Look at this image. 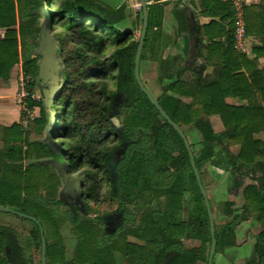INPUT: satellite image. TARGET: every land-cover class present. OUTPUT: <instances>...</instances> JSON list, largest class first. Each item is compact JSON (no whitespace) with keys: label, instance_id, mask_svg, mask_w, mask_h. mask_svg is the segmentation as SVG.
Wrapping results in <instances>:
<instances>
[{"label":"trees","instance_id":"16d2710c","mask_svg":"<svg viewBox=\"0 0 264 264\" xmlns=\"http://www.w3.org/2000/svg\"><path fill=\"white\" fill-rule=\"evenodd\" d=\"M146 1L150 3L149 18L141 63L159 61V41L162 39L164 23L162 0ZM50 2L0 0V29L4 30L3 39H0L1 81L10 80L13 69L20 65L25 76H38L39 60L33 57L32 50L35 49L40 32L37 26L40 17L34 12ZM201 2V14L211 19L202 26L201 36L211 41L201 47V56L208 65L217 69V77H194L191 82L183 81L178 78L177 70L171 71L174 68V59L171 58L164 62L165 77L169 83L163 87L162 93H171L177 99L169 98L165 103L157 101L188 139L187 128L198 130L200 140L190 142V145L204 187L202 168L208 162L216 167L225 165L239 174V177L232 174L237 179L236 188L243 184L239 182L240 178L250 179L252 183L245 186L242 192L244 206L256 216V222L264 226V141L256 139L257 135L264 133V67L258 69L257 59L251 60L245 53L234 49V12L231 4L218 0ZM62 5L63 8L57 10L48 7L46 20L48 29L57 41L64 43L60 33L55 30L56 25L64 28L72 42L79 45L71 52L69 61L80 63L82 68L88 66L89 53L83 46L89 38L92 47L89 52L95 50L94 32L101 34L102 30L111 31L117 36V45L121 47L115 50L111 59V70L117 71V88L99 104L101 118L108 121L116 102L130 104V108L124 119L126 127L122 132L115 130V141L118 143L104 152L101 160L112 186L118 189L119 194L123 192L129 200L137 199L140 206L160 199L163 211L142 212L136 227L123 228V233L115 237L108 236L96 223L74 221L71 218L75 225L73 233L77 237V244L71 259H67L65 248L55 243L48 244L50 239L60 238V223L48 207V201L55 196L59 180L58 175L50 172L46 160L51 158L72 172L81 167V158H76L75 152L65 149H61L58 155L43 142H26L19 123L4 128L5 146L0 149V207L33 216L40 222L46 241L47 264H116V252L125 258V264H207L211 234L204 199L182 139L136 82L134 61L139 40L124 44L127 39L121 38L124 34L117 26L124 19L121 8H103L101 3H94V0H65ZM175 9L174 17L180 24V32L186 33L188 22L185 11L177 5ZM244 17L247 35L261 37V46L253 48L257 58H260L264 56V5L245 7ZM93 21L95 25H92ZM79 76V69L67 73L66 85L73 86L75 78ZM179 98H189L190 102ZM62 99L60 93L54 104ZM32 105L40 108V117L34 120V126L42 133L50 122L47 111L40 101H34ZM210 116L220 118L224 127L222 132L213 130L205 119ZM137 129L146 131V137L151 142L150 152L135 150L129 154V148L132 147L130 132ZM52 130L55 139L69 134L68 129L62 131L54 127ZM196 144L200 147L198 152ZM56 145L60 146V143L56 142ZM234 146H239L237 155L228 150V147ZM176 148L179 154L174 156L172 151ZM122 149L123 157L119 158ZM116 155L118 161L114 163ZM25 160L35 162L24 166ZM92 160L98 162L95 156ZM89 174L87 171L86 175ZM42 192L46 193L47 198L40 197ZM187 193L191 194L192 204L187 220L180 222L172 219L181 212ZM112 194L115 195V192ZM32 196L36 200L38 196V202L30 201ZM231 205V202L225 203V213L232 215L234 221L238 216L229 209ZM31 223L35 228L32 235L41 248L40 229L36 223ZM226 237L235 243L233 226L219 227L215 224V256ZM107 238L111 240L105 241ZM184 240L195 241L197 245L186 246ZM252 249L255 258L247 264H264V228L256 234ZM0 264H30L16 230L3 225H0Z\"/></svg>","mask_w":264,"mask_h":264},{"label":"rangeland","instance_id":"374dc122","mask_svg":"<svg viewBox=\"0 0 264 264\" xmlns=\"http://www.w3.org/2000/svg\"><path fill=\"white\" fill-rule=\"evenodd\" d=\"M64 2L65 0H51L50 4L43 6V11H39L40 8L37 10V15L40 17L37 19V26L40 32L35 49L32 50L33 57H37L40 63L43 57L36 53V51L40 47L41 33L46 28L57 45L55 55L60 60L59 77L64 81L63 86L60 88V93L64 99L54 104L57 96L50 109H48L44 104L43 91L49 89L51 82L49 81L45 85H41V80L38 76H21L20 66L18 68L15 67L13 73H17L18 75L16 98L21 110V121L23 120L22 122L24 123L23 131L26 142H43L49 145L50 149L52 148V151L56 153H59L61 149H65L75 152L76 158H81V167L78 170L70 172V177H66V173L60 172L55 161L51 158L46 160L50 172L58 175L59 180L54 198L51 201H47L49 202L48 207L50 212L60 223V238L50 239L48 244L55 243L60 248H65L66 258L71 259L73 249L77 244V237L73 233L75 225L71 218L74 221L96 223L108 236L115 237L123 233V228L136 227L143 213L148 214L151 211L161 213L163 208L161 207L160 199H153L149 203H143L140 206L137 199H127L123 192L119 194L118 189L111 184L108 171L103 167L101 157L104 152L111 150L118 143L115 141V130L122 132L126 127L124 119L130 108V104L122 105L121 101L116 102L115 109L109 115L108 121L101 118L99 104H101V101L108 94L114 92L117 88V71L111 70V59L115 50L121 47V45H117V36L114 32H103V30L101 34L94 32L92 37L95 38L93 40L96 44L95 50L89 52L92 49L89 38H87L86 44L83 46L89 53L88 66L82 68L80 67V63L75 64L76 62L69 61L71 52L78 48L79 45L72 42L69 37L70 34L64 28H58L56 25L55 30L57 33H60V36L64 39V43L61 44L57 41L48 29L46 20V9L48 7L51 10L61 9ZM94 3H101L103 8H121L124 19L117 26L121 33L124 34L121 38L127 39V42L124 44H127L131 40L140 39L142 11L139 0H94ZM177 6L185 11L183 7ZM175 8L176 3L172 5V8L167 10L166 16H164L162 39L159 41V61H144L141 63V78L144 84L152 95L163 103L169 98H172V100L177 99L171 93H162L163 87L169 83L165 77V61L171 58L174 59L172 60L174 68L171 71L176 70L183 62V66L181 67H184L182 68L184 70L177 69L175 72L178 74V78L184 81L190 80L193 72H199L202 68L203 70L205 69L204 63L203 66L196 64V67L198 66L196 71L192 69L193 64L191 61L193 55L188 45L189 38L187 34L184 33L183 35L180 32V24L174 17ZM195 9L198 11L199 8L195 7ZM92 23V25H95L94 21ZM1 35L2 31H0ZM74 64L76 68L73 67ZM76 69L80 70V76L77 79L75 78L73 86L66 85L67 73L73 72ZM74 84L76 85L74 86ZM34 101L43 103L47 111L48 120L53 123L52 129L57 127V129L62 131L63 129L69 130V134L66 137L55 139L53 130L48 131L50 122L42 133H39L35 129L34 120L40 117V108L38 106L33 107ZM187 101L190 102V100H184V102ZM216 123L218 122L212 123L214 130L216 132L223 130L222 125H216ZM146 134V131L139 129L130 132L132 147L129 148V154L135 150L141 153L150 152L151 142L146 137ZM187 135L192 143L197 142L201 138L198 130L193 127L187 128ZM257 137L256 139L264 141V134ZM56 142L60 143V146H57ZM4 146V132L0 128V148ZM195 149L197 152L200 150L198 144L195 145ZM237 151V148H232L230 153L236 155ZM172 154L177 156L179 150L176 148L172 151ZM94 156L98 159L96 163L92 160ZM33 162L35 161L25 160L23 165L27 166ZM207 165L203 166L202 172L215 224L219 227L232 225L236 236L235 243L227 237L223 239L213 264H247L253 257L255 258L252 249L255 243V236L264 226L256 222V216L250 212L248 207L245 208V203L240 194L241 189H235L236 187H234L237 179L232 174L237 177L240 175L227 169L225 165H221L220 167L224 171L222 170L219 174L215 172L213 174L212 172L209 176L206 172L207 169L209 170ZM87 171L91 174L86 175ZM243 181H247L246 183L248 184L252 183L247 178L242 177L239 179V182ZM112 192H115V195ZM34 196L30 198V201L38 202V196H36L37 200ZM45 196V192L40 194V197L47 198ZM226 202L232 203L229 209L234 210L235 215L238 216L234 221H232V215L225 213L227 210L225 206ZM79 203L84 204L83 208ZM191 207V194L187 193L183 200L181 212L178 215H174L172 219L180 222L186 221ZM86 212L88 213L86 214ZM0 225L12 227L16 230L21 247L24 250V255L30 264H41V248L32 235L35 228L31 222L23 218H17L11 214L0 213ZM110 240V238L105 239L108 242ZM184 244L186 246H195L197 242L184 240ZM114 261L116 264H125V258L117 252L114 253ZM198 264L204 263L200 262Z\"/></svg>","mask_w":264,"mask_h":264},{"label":"water","instance_id":"95a60500","mask_svg":"<svg viewBox=\"0 0 264 264\" xmlns=\"http://www.w3.org/2000/svg\"><path fill=\"white\" fill-rule=\"evenodd\" d=\"M141 8H142V29H141V35L139 39V44L137 47V52L135 56V61H134V75L136 82L140 88V90L147 96L149 101L152 103V105L159 111L163 119L169 123L173 129L178 133L180 138L182 139L185 149L189 155L191 167L193 169L197 184L199 186V189L201 191V194L204 199V203L206 206L207 214L209 217V224H210V234H211V247H210V252H209V257H208V262L207 264H213V260L215 257L216 253V247H217V242L215 238V219L211 207V203L207 194V191L202 183L201 175L196 167L195 164V158L191 149L190 142L188 138L186 137L184 131L180 128L178 124H176L170 116L167 114V112L161 107L157 99L152 95V93L149 91V89L146 87L144 82L142 81L141 75H140V63H141V56L143 52V47L146 39V34H147V29H148V18H149V13H148V2L146 0H139ZM43 8H40L39 11H43ZM35 14L38 13V11L34 12ZM188 21V30L192 31V24L189 21V18H187ZM195 40H197V33H195ZM56 43L53 37L49 34L48 30L46 28L43 29V32L41 33L40 36V47L36 51L39 55H42V60L39 63V71H38V77L41 80V85H45L49 81L51 82L49 89H45L43 91L44 94V104L45 106L50 109L54 99L59 95L60 93V88L63 86L64 81L61 77H59L60 74V60L58 57H56ZM52 122H50V125L48 127V131L52 129ZM52 150V148H51ZM124 150H121V153H119V158L123 157ZM60 155V153H58ZM118 156L116 155L114 157L113 162L117 163L118 161ZM56 166L58 167L60 172L66 173V177H70V172L67 170L65 165L58 164L57 161H55ZM78 190V189H77ZM76 190V192H77ZM80 204V203H79ZM81 207L83 208V203L80 204ZM0 212L4 214H11L19 218H23L26 220H29L33 223H36L40 229V235H41V264H47V259H46V241L44 237V231L43 228L40 224V222L33 216L27 215L25 213L18 212L16 210L10 209L8 207H0Z\"/></svg>","mask_w":264,"mask_h":264},{"label":"crops","instance_id":"0c3cea01","mask_svg":"<svg viewBox=\"0 0 264 264\" xmlns=\"http://www.w3.org/2000/svg\"><path fill=\"white\" fill-rule=\"evenodd\" d=\"M161 2L164 4V16H166L167 10L172 8V5L174 3H176V5H179L185 9V16H186V18H189V21L192 24V26H191L192 31L187 30V32L185 34H187V36L189 38V44L188 45L190 47L192 55H194V57L192 58L193 67L196 66V64H200L201 66H203V63L205 64L204 70L202 68L199 70V72H193L192 78L190 80H185V81L191 82L194 77H196L197 79H199L201 77L202 78H208V79L216 78L217 74H218L217 69L215 67L208 65L205 58L201 56V47L208 45L211 41L210 38H208L206 36H201L202 26L211 21L210 18H206L201 14V11L203 10V5H202L201 0H194V1L193 0L192 1L162 0ZM245 2H246V7H250V6H254V5L255 6L256 5H264V0H245ZM165 3H167V4L165 5ZM194 6L199 8L198 11L195 9ZM0 31H2V35L0 36V39H3L4 30L0 29ZM195 33H197V40H195ZM183 35H184V33H183ZM223 41H224V39H223ZM258 46H261V37L248 36L247 43H246L245 48H244V52L238 51L235 48V45H234V49L240 53H245L251 60L257 59L256 60L257 68L261 69L264 67V56L257 58L255 52H253V48L258 47ZM18 67H16V68H18ZM20 67H21L20 68V70H21L20 75L23 76L24 73L22 70V66L20 65ZM15 74H16V77H15ZM17 76H18L17 73H13V71H12V76H11L10 80H8L7 82H3L0 80V128L3 132H4L5 127H8V126L12 125L13 123H19L21 125L22 129L24 126L23 122L21 121V119H22L21 110L17 104V98H16ZM181 100L184 101V100H190V99L189 98H182ZM205 119L211 124L212 128H213V125H212L213 122H218V123H216V125L217 124L222 125L221 120L218 116H210V117L205 118ZM222 127H223V125H222ZM213 130H214V128H213ZM223 130H224V127H223ZM223 130H221L220 132H222ZM216 133H218V132H216ZM263 134L264 133H261L259 135H263ZM259 135H257V136H259ZM257 136H256V138H258ZM4 143H5V141H4ZM232 148H237L239 151V146L228 147V150L231 152ZM0 149H2V148H0ZM238 151L236 152V155L238 154ZM206 164H208L207 168H209V170L207 169L206 172L208 173L209 176L211 175L212 172H213V174H214V172L216 174H219V172H221L223 170L221 167H216V166L212 165L210 162H208ZM202 176H203V172H202ZM203 180H204V176H203ZM247 180H250V179L247 178ZM246 182L243 181V184L241 187L235 188V189H239V188L241 189L240 194H241L242 199H243V196H242L243 189L245 186L248 185V183H246ZM206 189H207V187H206ZM243 201H244V199H243Z\"/></svg>","mask_w":264,"mask_h":264},{"label":"built area","instance_id":"2783aa9c","mask_svg":"<svg viewBox=\"0 0 264 264\" xmlns=\"http://www.w3.org/2000/svg\"><path fill=\"white\" fill-rule=\"evenodd\" d=\"M218 1L231 4L234 12L233 40L235 43V48L240 52H244V48L248 39V35L246 33L245 17H244L246 2L244 0H218Z\"/></svg>","mask_w":264,"mask_h":264},{"label":"flooded vegetation","instance_id":"af4514ba","mask_svg":"<svg viewBox=\"0 0 264 264\" xmlns=\"http://www.w3.org/2000/svg\"><path fill=\"white\" fill-rule=\"evenodd\" d=\"M192 54V53H191ZM193 57H194V55H193ZM192 57V58H193ZM182 62V61H181ZM192 62V61H191ZM181 66H183V62H182V64H180V67H178V68H176V70L178 69V70H180V69H182V68H184V67H181ZM196 68H198V66L196 67V66H192V69H194L195 71H196ZM198 70V69H197ZM189 140V139H188ZM190 142V141H189Z\"/></svg>","mask_w":264,"mask_h":264}]
</instances>
